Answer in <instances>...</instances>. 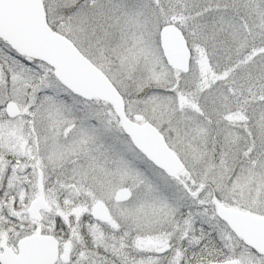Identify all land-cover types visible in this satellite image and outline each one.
<instances>
[{"label":"snow or ice","instance_id":"obj_1","mask_svg":"<svg viewBox=\"0 0 264 264\" xmlns=\"http://www.w3.org/2000/svg\"><path fill=\"white\" fill-rule=\"evenodd\" d=\"M0 264H264V0H0Z\"/></svg>","mask_w":264,"mask_h":264}]
</instances>
